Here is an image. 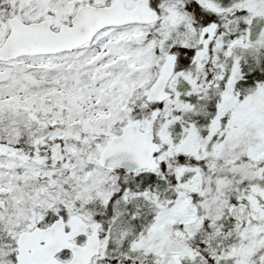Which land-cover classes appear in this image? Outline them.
<instances>
[{"label": "snow or ice", "instance_id": "obj_1", "mask_svg": "<svg viewBox=\"0 0 264 264\" xmlns=\"http://www.w3.org/2000/svg\"><path fill=\"white\" fill-rule=\"evenodd\" d=\"M0 264H264V0H0Z\"/></svg>", "mask_w": 264, "mask_h": 264}]
</instances>
